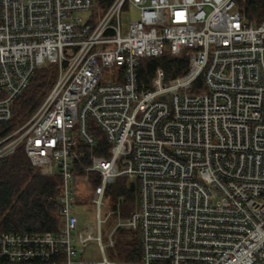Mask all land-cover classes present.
<instances>
[{"label":"built area","instance_id":"obj_1","mask_svg":"<svg viewBox=\"0 0 264 264\" xmlns=\"http://www.w3.org/2000/svg\"><path fill=\"white\" fill-rule=\"evenodd\" d=\"M94 1L0 0V122L37 68L57 67L0 157L21 145L39 174L61 178L58 230L2 232L0 256L60 252V264H87L78 247L94 241L95 264H118L104 251L124 230L139 232L132 264H264V18L247 20L246 0ZM131 9L138 17L123 22ZM164 50L186 56V71L140 86V59ZM107 69L111 83L101 82ZM118 177L135 206L109 195L103 216ZM83 189L94 193V222L73 211Z\"/></svg>","mask_w":264,"mask_h":264},{"label":"trees","instance_id":"obj_2","mask_svg":"<svg viewBox=\"0 0 264 264\" xmlns=\"http://www.w3.org/2000/svg\"><path fill=\"white\" fill-rule=\"evenodd\" d=\"M111 1L95 0V6L98 10H104ZM243 7L247 20L258 22L264 18V0H246ZM187 60L186 56H173L167 50L159 56L141 58L138 70L139 85L148 87L159 80H168L182 74L187 69ZM56 74L55 64H47L34 71L25 90L13 103L12 118L7 122H0V140L13 132L36 110L53 85ZM93 152L101 155L100 150ZM91 179L93 185H96L97 174L91 173ZM60 185L61 178L58 174L46 176L34 170L21 145L10 155L0 157V233L56 232L60 224L56 200ZM108 189L109 195L114 199L124 196L125 210L135 206L136 192L126 186L123 178L118 177ZM115 239L112 257L118 264H132L140 258L141 243L138 231L119 230ZM62 258L60 252L47 260L11 261L0 256V264H60Z\"/></svg>","mask_w":264,"mask_h":264},{"label":"rangeland","instance_id":"obj_3","mask_svg":"<svg viewBox=\"0 0 264 264\" xmlns=\"http://www.w3.org/2000/svg\"><path fill=\"white\" fill-rule=\"evenodd\" d=\"M95 3V1H94ZM96 6L94 5V9ZM85 16V15H83ZM138 17V11L135 9H131V12L129 14H123L121 16V19L123 22L127 21L129 18L136 19ZM112 69H107L103 72L101 76V82L103 83H111L113 82L112 74H111ZM20 118V117H19ZM19 120V119H17ZM25 121V120H24ZM22 121V122H24ZM21 122V123H22ZM34 167V170L39 173L40 170L32 164ZM94 198V193L91 191V189H83L80 192L75 193V203L73 206V211H75L77 214H79V217L88 221H96L95 215H94V209H93V203L92 200ZM113 202V199H110L109 194L106 195L105 197V211H103V216L109 212L113 211V207L111 206ZM114 214L109 216L108 222L105 225H102V243L107 242V234L110 228L112 227L113 224V219H114ZM78 255L77 259L84 260L87 262H98L103 258V254L101 251H99V248L97 246V243L94 241H88L84 245H80L78 247ZM112 252L113 248L111 247H106L104 251V255L109 258L113 259L112 257Z\"/></svg>","mask_w":264,"mask_h":264},{"label":"water","instance_id":"obj_4","mask_svg":"<svg viewBox=\"0 0 264 264\" xmlns=\"http://www.w3.org/2000/svg\"><path fill=\"white\" fill-rule=\"evenodd\" d=\"M130 186H131V187H133V186H134V183H133V182H131V183H130Z\"/></svg>","mask_w":264,"mask_h":264}]
</instances>
